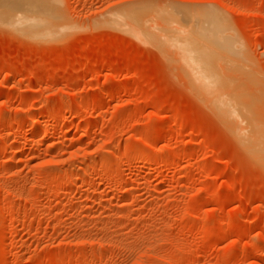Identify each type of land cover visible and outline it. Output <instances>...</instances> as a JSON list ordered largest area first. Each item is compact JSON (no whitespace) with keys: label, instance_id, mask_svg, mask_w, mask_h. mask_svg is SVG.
<instances>
[{"label":"rangeland","instance_id":"1","mask_svg":"<svg viewBox=\"0 0 264 264\" xmlns=\"http://www.w3.org/2000/svg\"><path fill=\"white\" fill-rule=\"evenodd\" d=\"M45 2L0 25V264H264V156L162 39L264 131V0Z\"/></svg>","mask_w":264,"mask_h":264},{"label":"bare ground","instance_id":"2","mask_svg":"<svg viewBox=\"0 0 264 264\" xmlns=\"http://www.w3.org/2000/svg\"><path fill=\"white\" fill-rule=\"evenodd\" d=\"M45 3H46L45 0H0V25L8 27L10 28V30L12 29L14 32L23 34V36L27 35V37L28 36L32 37L33 35H35L39 37L46 30L47 26H51L46 16L47 15L46 14L47 5ZM189 27H192V26H189ZM206 27L207 26H205V28ZM209 28L210 27H208V31H209ZM182 30L180 31L181 33H182ZM213 34H214V31H213ZM179 36L181 37H168V39L167 38L165 39L164 37H162V39L166 40L165 42L166 44H169V45L171 44L170 45L171 47L173 46L175 47V49L176 47L177 49H180V53H182L181 51L185 52L183 58L187 56L185 58L186 62H192V64L195 65L193 66L194 68L192 70L196 74H199L198 77L196 75L197 78L199 79L203 78V80L201 79L202 82L205 81L204 88L207 87V89L205 90H207V94L209 95V98L211 99V102L213 103L212 105L216 108L218 114H220V116L231 125L234 133L241 136L243 140L242 142H245V144L246 142L248 143L246 145L250 146L249 149L251 148L250 151L252 153L257 152V154L264 156V131L262 129V124H261L262 122L259 121L258 123L257 121L260 119L255 118L253 116L254 114H252L253 118L251 117L250 114L253 113L252 109L248 107L247 104L244 105V103H249L248 101L245 102L246 101V99H244L245 93L243 94V96L242 95L240 96L239 94L236 93L237 95L240 96L238 99L236 98L235 93H234L235 96L234 95L230 96L231 95V94L229 95L230 92L229 93L227 92L228 94L226 95L224 91L222 90L221 85L219 86L221 89L218 90L216 88L219 82L218 76L217 74H215L213 70L208 68L210 67V63L208 59L203 57V56H206L203 46H201L200 43L197 44L196 42L194 43V41L192 42V40H188V37L187 38L184 37L185 35L184 36L179 35ZM168 41L171 43H167ZM205 67L208 68V71H206ZM187 68L189 69V67ZM204 88L202 87V89ZM240 99H242V101H240ZM243 101L244 103H242ZM252 104H249V105H252ZM246 105L248 108L246 107ZM255 119L256 120L258 119V120L255 121ZM228 123L226 124L228 125ZM148 145H150V143H148Z\"/></svg>","mask_w":264,"mask_h":264}]
</instances>
